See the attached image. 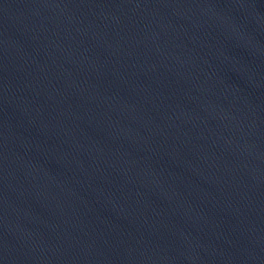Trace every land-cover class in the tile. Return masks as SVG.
Segmentation results:
<instances>
[{"label": "water", "instance_id": "1", "mask_svg": "<svg viewBox=\"0 0 264 264\" xmlns=\"http://www.w3.org/2000/svg\"><path fill=\"white\" fill-rule=\"evenodd\" d=\"M0 264H264V0H0Z\"/></svg>", "mask_w": 264, "mask_h": 264}]
</instances>
